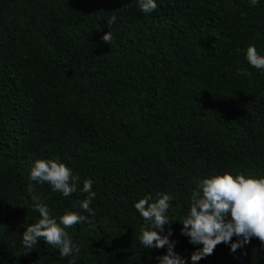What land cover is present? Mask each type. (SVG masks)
Masks as SVG:
<instances>
[{
  "label": "trees",
  "instance_id": "obj_1",
  "mask_svg": "<svg viewBox=\"0 0 264 264\" xmlns=\"http://www.w3.org/2000/svg\"><path fill=\"white\" fill-rule=\"evenodd\" d=\"M249 44L264 53V0H157L150 15L136 0H0V264H68L43 238L21 243L39 218L29 168L52 158L94 181L92 222L66 229L76 264H157L165 248L137 243L133 203L163 191L174 195L165 231L188 257L176 220L193 178L264 176V72L245 61ZM79 187L64 197L33 182L57 217L80 211ZM198 264H264V244L221 243Z\"/></svg>",
  "mask_w": 264,
  "mask_h": 264
},
{
  "label": "clouds",
  "instance_id": "obj_2",
  "mask_svg": "<svg viewBox=\"0 0 264 264\" xmlns=\"http://www.w3.org/2000/svg\"><path fill=\"white\" fill-rule=\"evenodd\" d=\"M260 0H248L255 7ZM138 10L150 15L157 9V0H136ZM113 16L108 23H114ZM101 39L108 44L112 33L107 32ZM244 59L250 67L264 72V53L249 44L243 50ZM248 75V73H245ZM26 191L30 196L31 208L39 214L35 223L24 227L22 247L32 248L42 240L59 251L60 257H67L68 264H76L81 253V245L74 242L66 229L77 224L91 223L95 216L90 207L96 193L93 179L80 180L79 174L58 158L36 159L27 175ZM33 182L47 183L53 192L64 197L79 191L86 194L74 203L80 211L65 210L58 217L52 214L48 204L34 193ZM188 211L181 219L180 234L187 238L194 250L188 257L174 251L177 241L172 239L170 227L171 202L174 195L167 191L157 192L155 197L146 193L133 203V207L144 223L139 227L137 243L143 249L165 248V254L157 256V264H198L213 254L217 245L223 243L231 253L243 249L252 238L264 244V176L246 175L242 172L212 173L193 178ZM82 213H87L84 215ZM235 237V239H233Z\"/></svg>",
  "mask_w": 264,
  "mask_h": 264
}]
</instances>
